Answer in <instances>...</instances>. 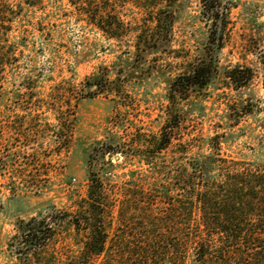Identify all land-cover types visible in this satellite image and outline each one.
<instances>
[{
  "label": "trees",
  "instance_id": "16d2710c",
  "mask_svg": "<svg viewBox=\"0 0 264 264\" xmlns=\"http://www.w3.org/2000/svg\"><path fill=\"white\" fill-rule=\"evenodd\" d=\"M178 1L67 0L77 21L118 47L116 60L101 65L79 84L65 80L45 95L37 91L39 76L32 73L13 84L11 91H0V103L10 102L21 111L0 124V145L22 142L27 147L39 134H55L46 140L61 149L59 154L68 151L75 129V113L70 110L76 103L106 96L119 104L127 100V88L143 91L151 81H158L164 84L160 134H132L128 144L116 138L98 142L88 155L91 170L82 201L87 206L78 211L93 220L85 216L84 228L79 220L73 223L78 232H88L85 255L104 254L110 242L121 258L114 264H264V163H248L223 153L222 134L203 139L207 150L190 155L191 142L176 134L189 119L188 109L201 104L197 93L211 89L221 75L219 55L225 47L230 0H201L199 14L194 16L208 30L201 43L193 33L192 39L182 36L179 42ZM128 4L141 14L134 25L123 15ZM44 5L45 0H0V80L7 68L17 65L18 54L26 46L25 38L9 40L14 22L25 10H43ZM162 57L178 62L163 63ZM223 75L237 91L247 88L254 77L251 68L240 66L226 69ZM246 104L240 98L228 105L226 114L237 111L239 118L246 116L250 113ZM114 157L140 163L141 178L137 171H130L123 186H111L107 177L116 168ZM39 158L37 153L18 149L0 151V175L14 178L17 162L26 159V166L15 176L26 177L41 165ZM100 163L108 168L97 170ZM113 212L118 225L109 238L103 218ZM30 236L27 242L36 239Z\"/></svg>",
  "mask_w": 264,
  "mask_h": 264
},
{
  "label": "rangeland",
  "instance_id": "374dc122",
  "mask_svg": "<svg viewBox=\"0 0 264 264\" xmlns=\"http://www.w3.org/2000/svg\"><path fill=\"white\" fill-rule=\"evenodd\" d=\"M66 1L45 0L43 10H25L24 16L14 22L9 40L25 38L26 46L18 54L17 65L7 68L0 80V91H11L13 84L32 73L39 76L37 91L45 95L65 80L79 84L101 65H111L116 60L118 47L97 30L77 21ZM200 2L178 1L176 34L179 42L182 36L191 38L193 33L201 43L208 35L207 28H201L194 19L199 14ZM228 2L230 22L225 47L219 55L221 75L211 89L197 93L201 104L194 107L193 102L186 104L192 106L188 109L190 116L176 134H182L184 141L191 142L190 155L207 150L203 139L222 134L223 153L248 163H264V0ZM124 8L123 15L134 25L141 17L139 10L129 4ZM37 27L42 32L34 29ZM161 59L167 64L178 62L171 57ZM236 66L251 68L254 74L249 86L238 91L231 88L223 75L226 69ZM163 88L164 84L158 81H151V86L143 91L127 88L128 98L119 104L106 96L82 99L70 110L75 113L72 118L75 129L70 148L60 154L61 149L46 140L55 134H39L27 147L22 142L4 141L0 145L1 153L18 149L28 154L37 153L42 160L26 177H15L26 166V159L17 162L18 172L14 173V178L9 179L8 173L5 177L0 175V264L119 263L121 258L111 250L110 242L104 254L86 256L83 249L88 232L83 229L78 232L73 225L79 220L84 228L85 216L93 220L92 216L78 211L81 206H87L82 201L86 199L91 170L88 155L98 142L116 138L128 144L132 134H160L164 123ZM240 98L246 100L250 113L240 118L237 111L226 114L228 105ZM20 113L12 103H0V124L7 116ZM229 113L232 117L227 118ZM200 145L202 147H198ZM118 158H113L116 168L113 175L107 177L111 186H123L130 179V171H137L141 178L140 163H124ZM107 168V163H100L96 169ZM103 222L109 238L114 237L117 213L108 214ZM32 234L36 239L27 242Z\"/></svg>",
  "mask_w": 264,
  "mask_h": 264
}]
</instances>
